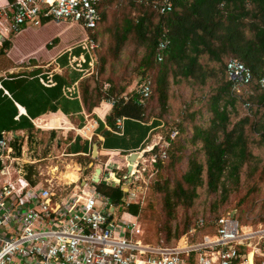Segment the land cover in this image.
Masks as SVG:
<instances>
[{
  "label": "trees",
  "instance_id": "1",
  "mask_svg": "<svg viewBox=\"0 0 264 264\" xmlns=\"http://www.w3.org/2000/svg\"><path fill=\"white\" fill-rule=\"evenodd\" d=\"M169 1L172 3V10L168 12L161 11L166 4L165 0L101 1L98 7L101 20L94 29L88 30L90 38L97 44L95 53L100 60L98 75L93 73L84 80L83 95L87 104L91 100L92 106L101 98L114 101L113 110L106 119L114 130L117 118L126 117L128 124L133 120L147 122L155 117L152 121L154 126L146 128L149 131L161 124L160 116L152 112L156 103L159 108H168L173 100V94L169 91L170 79L178 84L192 81L203 85L208 78L218 77L221 72L222 87L217 94L206 100L208 103L205 101L202 104L208 105L210 111L208 124L202 125L195 121L201 111L199 108L189 111L192 103H184L182 112L186 114L185 120H177L179 122L172 127L177 132L176 135L172 137L169 133L163 138V145L159 143L145 152V155H156V160L152 161V169L158 173L164 164L173 169L181 160L182 157L172 150L182 151L186 148L180 142L182 136H185L184 143L187 146L196 145L189 156L188 169L177 180L176 187L170 188L166 180V186L159 188L164 192L166 213L174 217L178 201L189 207L198 197L197 189L204 183V172L210 192H216L220 187L222 189V198L216 205L225 203L229 199L230 180L240 182L241 168L253 159L249 150V133L252 136L258 135L259 143H253V146H264V87L259 84V79L264 77V0ZM114 18L117 20L112 25ZM106 34L110 35L108 43L103 42V35ZM164 40H167L168 45L161 50L159 43ZM9 46V41L3 42L2 53ZM133 48L138 49L139 58L131 60L135 64L132 71L138 74V87L142 83H148L151 88L150 95L142 100L138 87L126 92V87L117 85L115 78L109 75L113 73L114 67L122 66L124 55H128V51ZM159 55H162L161 60H158ZM202 58L206 61L203 62ZM230 59L245 63L253 74L251 83L239 86L237 91H232L233 84L226 75V63ZM40 71L37 68L26 73L15 72L3 80V87L12 97L0 88V131L34 129L30 118L38 117L48 110L56 111L60 108L69 113L64 104L65 101L69 102L66 98L59 102L60 106L51 107L43 103L42 97H38L35 101V106L38 105L36 111L33 106L23 104L19 94L33 91L34 85L39 81L34 77ZM27 75L32 76L33 80H29ZM55 78L57 83L54 88L59 90L62 77L56 74ZM12 80H16L15 88L10 85ZM107 83L109 88H105ZM14 100L26 108L30 118L24 114L18 119L14 118L18 114ZM69 103L78 111L81 110L77 99ZM246 103H249V107L245 106ZM239 107H242L244 113L237 115L241 117L233 121L232 113H237ZM100 125L103 126L101 121ZM105 135L104 144L109 145V138L113 134L108 131ZM163 151L166 153L165 157L161 155ZM258 166L256 163L253 168L257 169ZM28 168L30 177L35 170L33 165ZM96 187L103 195L111 198L119 210L123 208L126 192L121 185L102 182ZM216 205L213 203L212 206L217 208ZM139 207V203L126 206L128 213L134 216L139 214ZM227 213L199 215L193 220L192 227L200 217L209 220ZM189 226L191 220L189 222L186 219L185 230ZM167 231V239L170 241L173 237L171 231ZM177 238L178 235L173 238V245L177 244Z\"/></svg>",
  "mask_w": 264,
  "mask_h": 264
},
{
  "label": "built area",
  "instance_id": "2",
  "mask_svg": "<svg viewBox=\"0 0 264 264\" xmlns=\"http://www.w3.org/2000/svg\"><path fill=\"white\" fill-rule=\"evenodd\" d=\"M101 1L0 3V28L13 32L28 24L67 21L80 22L91 30L101 20L98 8ZM165 1L161 11H171L172 3ZM89 39L81 44L86 51L97 47ZM167 45V40L159 43L161 50ZM161 59L159 55L158 60ZM75 66L79 67L80 62ZM226 75L233 84L232 91L253 79L251 69L236 59L226 63ZM259 84L264 87V77ZM137 90L143 96L141 100L151 93L148 83L140 84ZM245 106L249 107V103ZM115 131H123V118L116 119ZM1 145L4 173L5 167L20 157H15L14 146L6 136ZM141 154L132 175L126 172L121 176L129 192L124 197V206L136 196L131 185L133 176L145 167L141 162L146 155ZM161 155L165 157L166 153L163 151ZM150 158L155 161L156 155ZM11 168L13 171L14 167ZM6 172L10 174L9 170ZM51 182L32 184L24 173L17 181L11 179L0 187V264H256V261L264 264V225L258 228L243 225L230 212L209 220L200 217L177 244L151 246L135 239L136 222L123 218V214L117 215L119 207L92 184L84 191L85 186L77 188L70 184L61 189Z\"/></svg>",
  "mask_w": 264,
  "mask_h": 264
},
{
  "label": "crops",
  "instance_id": "3",
  "mask_svg": "<svg viewBox=\"0 0 264 264\" xmlns=\"http://www.w3.org/2000/svg\"><path fill=\"white\" fill-rule=\"evenodd\" d=\"M15 2L16 0H0V3L4 5ZM49 23L50 21L41 24L40 28H36L38 25L30 26L28 24L13 32L0 28V88L4 90L5 94L12 97L11 93L3 87V80L15 72L26 73L40 68L41 71L37 77H34L39 81L34 85L33 91L29 90L28 92H21L19 94L23 104L33 106L36 111V106L38 105L35 106V101L38 97H42L43 103L51 107L52 105L60 106L59 102L63 98H66L69 102L77 99L81 110L78 111L77 108H74V105L65 101L64 104L69 110L68 114L59 108L56 111L48 110L38 117L30 118L26 108L14 100L18 108V114L14 118L18 119L20 115L24 114L30 118L35 128L13 130L10 132L3 131L6 138L10 139L11 142H13L12 132L25 137L22 156H19L20 159L15 162H20V165L14 167L13 171L11 166H4L5 170H9L10 172V174H7L6 171L4 173L1 172V169H3L2 164L0 168V187L11 179L17 181L25 173V176L32 184L39 183L40 185H45L52 181L51 185L54 187L55 185H59L61 189H65L70 184H75L77 188L85 186L84 191H87L89 190L87 186L91 184L92 174L96 166L101 167L103 173L114 172L117 175L125 169L124 175L126 173L125 167L127 166L125 157L128 154L132 152L145 153L159 144L161 141L159 129L162 127L163 121L160 120L161 124L146 131L147 126H154L152 125V121L155 117H151L147 122L133 120L128 124L126 123V117H122L123 131L120 133L116 132L106 122L108 115L113 110L114 103L107 98H101L98 103L92 106L90 99L88 104L84 100L83 84L84 80L93 74L90 66L94 64L93 55H95V49L86 51L81 47L83 42L87 43L90 40L89 31L87 30L86 39L84 38V40L68 43L63 46L59 37L62 34L61 31L55 34L47 33V25ZM5 41H9L10 46L2 53L1 47ZM61 45L63 47L59 49ZM79 62L80 66H75ZM56 74L62 77V86L59 90L54 88L57 83ZM27 76L29 80H33L32 76ZM16 80L19 81V79ZM16 80L10 81V85L13 88H15ZM128 91L130 92L131 90ZM100 121L103 123V126L100 125ZM108 131L113 135L109 138L110 144L105 145V133ZM28 134L31 136L29 143L26 141ZM43 136H49V140L45 141ZM56 136L61 138L58 139L57 143L53 144V148L64 158L66 165L69 163V159L67 158L75 157L78 158L70 159V162L76 163L79 168L85 164L86 169L84 171L86 174L82 173L83 169H80L78 171L79 179L77 182L68 183L60 179V173L66 170L63 158V163H60V166H48L46 164L43 167L42 165V161H53L50 155L54 152L46 149L45 154L41 156L39 154L41 151L40 144L46 142L50 148V144L54 142ZM139 140H141L140 143L138 142ZM95 143L98 145V154L93 159L92 151ZM31 145H33V149L30 148ZM28 152L31 153L32 157L22 158ZM29 165H33L35 170L30 177H28ZM62 165L64 169H61ZM54 166L58 167L55 172L52 171V167ZM90 168H92V171L89 170ZM2 176H6V178ZM124 214L129 217L128 220L133 221L134 215L126 212Z\"/></svg>",
  "mask_w": 264,
  "mask_h": 264
},
{
  "label": "rangeland",
  "instance_id": "4",
  "mask_svg": "<svg viewBox=\"0 0 264 264\" xmlns=\"http://www.w3.org/2000/svg\"><path fill=\"white\" fill-rule=\"evenodd\" d=\"M116 20L117 18L113 19L112 25ZM29 25L33 26L32 24ZM39 26L40 25H38V27L36 28H40ZM47 27V33L55 34L59 31L62 32L59 37L63 46L68 43L70 44L75 43L79 40H84V38L87 36V29L80 22L50 21ZM103 37V42L108 43L110 40V35L106 34L103 35ZM63 46L61 45L59 49ZM128 52V55H124L122 66L120 68L114 67V69H112L113 73H109V75L115 78L117 85L126 87V92H129L128 90L132 91L134 89H137L139 82L138 74L135 71H132L135 64L131 62V60H133L134 58H139L137 56L138 49L133 48ZM97 55V53L93 55L94 64L93 66H90L93 70V73L96 75H98L100 63ZM202 61L205 62V58H202ZM220 76L221 72H219L218 77L208 78L207 82L203 85L194 83L192 81H185L178 84L174 83L173 80L170 79L171 81L169 91L170 94H173V100L170 101L168 108H159V104L156 103L155 108L152 111L155 115L160 116L163 121L162 127L159 129V133H161L160 144L163 145V138L166 137L169 133L172 134V137L176 135L177 132L172 127L179 122L177 120H185L186 114L182 112L184 103H192L191 107L189 106V111H194L197 108H199V110L201 111L198 113L197 117H195V121L199 122V124L202 125L208 124L210 111L207 108L208 105L202 106V104H204V102L211 95L217 94L222 87L223 83ZM108 86L109 83L105 84V88H107ZM206 102L208 103L209 101ZM243 113L244 110L242 109V107H239L237 113H232L233 121H237V119L241 117L237 115H241ZM253 114L254 111L252 112V116ZM257 136L258 135L252 136V133H249V150L252 153L251 159H253L250 163L244 165L241 168L240 174L242 178L240 182H233L230 180L228 197L229 199L225 203L216 205V202H219L222 198V189L220 187L218 191L210 192L207 185V176H205L204 172V183L197 189L198 197L193 200V204L189 207H187L188 204L178 201L175 206L176 212L174 217H170L166 213L164 192L159 188L162 185L166 186V180H168L170 188L176 187L177 180L181 178L182 174H184L188 169L189 156H191V154L194 152L196 145L187 146L184 143L185 136H182L180 138V142L182 143V145H185L186 148L182 151L180 149L172 150L174 151V153L182 157L181 160L173 167V169L165 167L164 164V167L159 169L158 173L152 169L151 158L149 160L150 155H146V159L141 162V166L145 167L141 169L140 173H136L133 176V182L131 185V191L135 193L134 195H136L135 197H133L134 201L131 204L139 203L140 205L139 214L133 218V221L137 224V231L134 236L135 239L151 246H172L174 244L175 236L178 235L177 241L183 238L191 230L193 226L192 222H194L193 220H195L197 216L202 214H209L213 216L214 214L218 213L230 212L234 214L243 225L251 226L253 228H258L260 225H264V146H253V143H259V139ZM43 137L45 141L49 140V136ZM60 138L61 137L56 136L54 142L50 144V148L48 147L46 142L40 144L41 151L39 152V154L41 156L45 154L46 149H49L50 152H54L50 155V158L53 161H42L43 167H45L46 164L48 166H60V163H63L64 158L60 156V154L57 153L53 148V144L57 143L58 139ZM262 144H264V142ZM30 148L33 149V145H31ZM29 157H32V155L28 152L27 155H24L22 158ZM75 158L67 159H69L68 161L70 162V159ZM204 160L205 159H203V161ZM256 163L259 164L257 169L253 168L255 167ZM63 164L66 165L65 160ZM19 165L20 162L14 163L11 166L18 167ZM61 169H64L63 165ZM81 169H83L82 173L86 174L84 171V169H86L85 164H83V166L81 165ZM89 170L92 171V168H90ZM124 171H120L117 176L120 178L123 175ZM111 174L114 175V172H112ZM2 177L6 178V176ZM105 183L109 184L108 182ZM111 184L115 186L121 185L123 189L124 187L128 188L126 187L127 185H124L123 181H121L120 184ZM247 192L248 194H246ZM128 194L129 192H126V196ZM213 203L217 208H214L212 206ZM125 212L128 213L126 206H123V208L119 210L117 215H122ZM123 218L127 220L129 219V217L125 216V214ZM186 219L189 220V222L191 220V226H189L187 230H185ZM167 230L171 231V236L174 239L172 238L170 241H168ZM193 240L196 239L194 238ZM257 263L258 262L256 261V264Z\"/></svg>",
  "mask_w": 264,
  "mask_h": 264
},
{
  "label": "water",
  "instance_id": "5",
  "mask_svg": "<svg viewBox=\"0 0 264 264\" xmlns=\"http://www.w3.org/2000/svg\"><path fill=\"white\" fill-rule=\"evenodd\" d=\"M12 133H13L12 144H13L14 149H15V154L18 157L22 156V149H23V145H24V137L25 136L20 135V134H16L15 132H12ZM4 138H5V132L0 131V157L2 155L1 142L4 140ZM30 140H31V136H30V134H28L27 138H26L27 143H29ZM97 154H98V145L95 143L93 146L92 158L95 159L97 157ZM141 155H142L141 152H132L125 157L126 158L125 160L127 162L126 170H127L128 175H130V176L132 175L133 169H134V164L140 158ZM114 175H112L111 173L102 174V168L99 166H96L94 169V172L92 174L91 184L95 187L97 186L98 183H101L102 181H105L108 183L120 184L122 179L119 178L116 175V173H114ZM129 180H130V178H129ZM124 191L127 192L128 188L124 187ZM232 215H234V214H232Z\"/></svg>",
  "mask_w": 264,
  "mask_h": 264
},
{
  "label": "bare ground",
  "instance_id": "6",
  "mask_svg": "<svg viewBox=\"0 0 264 264\" xmlns=\"http://www.w3.org/2000/svg\"><path fill=\"white\" fill-rule=\"evenodd\" d=\"M57 169H58V167H55V166L52 167V171H54V172ZM80 169L81 168H79V166L76 163L69 162L66 165V170H64L63 172L60 173V179L63 180V181H65V182H68V183L77 182L78 179H79L78 170H80Z\"/></svg>",
  "mask_w": 264,
  "mask_h": 264
},
{
  "label": "clouds",
  "instance_id": "7",
  "mask_svg": "<svg viewBox=\"0 0 264 264\" xmlns=\"http://www.w3.org/2000/svg\"><path fill=\"white\" fill-rule=\"evenodd\" d=\"M117 175V174H116ZM122 179V178H121Z\"/></svg>",
  "mask_w": 264,
  "mask_h": 264
},
{
  "label": "flooded vegetation",
  "instance_id": "8",
  "mask_svg": "<svg viewBox=\"0 0 264 264\" xmlns=\"http://www.w3.org/2000/svg\"><path fill=\"white\" fill-rule=\"evenodd\" d=\"M126 172H127V170H126Z\"/></svg>",
  "mask_w": 264,
  "mask_h": 264
}]
</instances>
